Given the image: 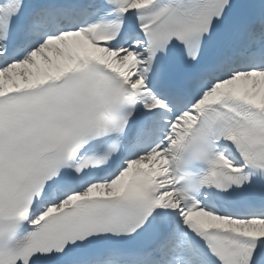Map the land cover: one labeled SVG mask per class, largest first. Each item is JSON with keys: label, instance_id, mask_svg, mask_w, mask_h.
I'll return each instance as SVG.
<instances>
[{"label": "snow or ice", "instance_id": "1", "mask_svg": "<svg viewBox=\"0 0 264 264\" xmlns=\"http://www.w3.org/2000/svg\"><path fill=\"white\" fill-rule=\"evenodd\" d=\"M0 264H264V0H0Z\"/></svg>", "mask_w": 264, "mask_h": 264}]
</instances>
